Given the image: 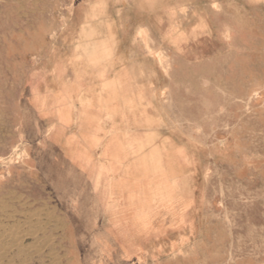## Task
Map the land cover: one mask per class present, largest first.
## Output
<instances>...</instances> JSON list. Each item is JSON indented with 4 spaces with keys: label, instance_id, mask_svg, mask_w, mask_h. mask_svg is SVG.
Instances as JSON below:
<instances>
[{
    "label": "rangeland",
    "instance_id": "1",
    "mask_svg": "<svg viewBox=\"0 0 264 264\" xmlns=\"http://www.w3.org/2000/svg\"><path fill=\"white\" fill-rule=\"evenodd\" d=\"M0 264H264V0H0Z\"/></svg>",
    "mask_w": 264,
    "mask_h": 264
},
{
    "label": "crops",
    "instance_id": "2",
    "mask_svg": "<svg viewBox=\"0 0 264 264\" xmlns=\"http://www.w3.org/2000/svg\"><path fill=\"white\" fill-rule=\"evenodd\" d=\"M115 150V149H113ZM109 151L107 149L108 155H115L117 154V151ZM69 169H73L75 171H79V172H89V171H101V170H105L108 173H110L108 175V180H110L109 182V188L111 190L112 194H122L125 195V193H127V191L125 192L124 189L128 188V184L127 182V178H126V173H129L131 170L134 171L135 167H64V171L65 170H69ZM61 171V168L59 169V172ZM119 172H124L125 175H121V174H117ZM129 177V176H127ZM126 178V179H125ZM122 190V192H120V190Z\"/></svg>",
    "mask_w": 264,
    "mask_h": 264
}]
</instances>
